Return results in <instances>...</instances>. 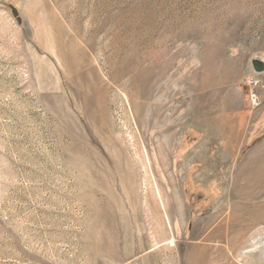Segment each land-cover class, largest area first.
Listing matches in <instances>:
<instances>
[{
  "label": "rangeland",
  "instance_id": "1",
  "mask_svg": "<svg viewBox=\"0 0 264 264\" xmlns=\"http://www.w3.org/2000/svg\"><path fill=\"white\" fill-rule=\"evenodd\" d=\"M255 60L264 0H0V264H264Z\"/></svg>",
  "mask_w": 264,
  "mask_h": 264
},
{
  "label": "built area",
  "instance_id": "2",
  "mask_svg": "<svg viewBox=\"0 0 264 264\" xmlns=\"http://www.w3.org/2000/svg\"><path fill=\"white\" fill-rule=\"evenodd\" d=\"M262 79L257 75H248L245 78V85L248 88V95L254 106H260L262 103V98L260 95V88L262 87Z\"/></svg>",
  "mask_w": 264,
  "mask_h": 264
},
{
  "label": "water",
  "instance_id": "3",
  "mask_svg": "<svg viewBox=\"0 0 264 264\" xmlns=\"http://www.w3.org/2000/svg\"><path fill=\"white\" fill-rule=\"evenodd\" d=\"M253 66H254V69H255L257 72H262V71H264V62H262V61H259V60H255V61H253Z\"/></svg>",
  "mask_w": 264,
  "mask_h": 264
},
{
  "label": "bare ground",
  "instance_id": "4",
  "mask_svg": "<svg viewBox=\"0 0 264 264\" xmlns=\"http://www.w3.org/2000/svg\"><path fill=\"white\" fill-rule=\"evenodd\" d=\"M178 204V203H177Z\"/></svg>",
  "mask_w": 264,
  "mask_h": 264
}]
</instances>
